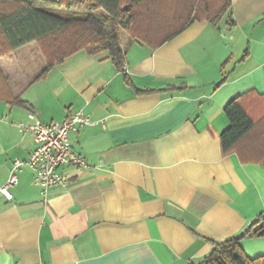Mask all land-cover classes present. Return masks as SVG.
<instances>
[{
    "label": "crops",
    "instance_id": "obj_1",
    "mask_svg": "<svg viewBox=\"0 0 264 264\" xmlns=\"http://www.w3.org/2000/svg\"><path fill=\"white\" fill-rule=\"evenodd\" d=\"M230 2L217 23L194 20L155 48L123 33L125 72L85 49L46 70L34 41L0 56L25 102L0 84V187L35 147L17 126L30 112L45 124L77 110L98 122L69 132L86 166L60 167L65 187L44 194L23 165L12 198L0 192V264H198L264 212V164L242 158L264 151V0ZM237 96L256 127L223 154V109ZM239 245L264 253L263 237Z\"/></svg>",
    "mask_w": 264,
    "mask_h": 264
},
{
    "label": "trees",
    "instance_id": "obj_2",
    "mask_svg": "<svg viewBox=\"0 0 264 264\" xmlns=\"http://www.w3.org/2000/svg\"><path fill=\"white\" fill-rule=\"evenodd\" d=\"M230 7V0H0V56L34 41L46 61V70L85 49L90 54L107 51L117 69L123 71V33L155 48L194 20L217 23L229 15ZM171 10L180 21H169ZM0 84L10 103L25 105L19 96L12 95L1 72ZM223 111L229 121L219 137L225 154L238 150L257 120L246 111L240 96L230 100ZM260 121L264 122V114ZM252 154L243 152V160L264 164V151ZM243 236L264 238V212L243 234L214 242L198 264H264V253L251 258L243 252L239 245Z\"/></svg>",
    "mask_w": 264,
    "mask_h": 264
},
{
    "label": "built area",
    "instance_id": "obj_3",
    "mask_svg": "<svg viewBox=\"0 0 264 264\" xmlns=\"http://www.w3.org/2000/svg\"><path fill=\"white\" fill-rule=\"evenodd\" d=\"M126 66H123L125 72ZM28 123H17L21 131H29L35 139V147L26 161L14 159L6 182L0 187L1 194L8 200L12 198L10 187L18 183V172L23 165H28L34 174L35 183L45 194L50 188L65 187L68 178L58 171L62 166L85 167L86 160L74 152L69 143V132L77 131L93 121L83 110H77L60 122L45 124L35 113L28 114ZM40 264H55L53 262Z\"/></svg>",
    "mask_w": 264,
    "mask_h": 264
}]
</instances>
